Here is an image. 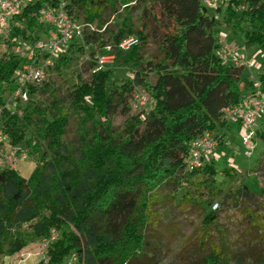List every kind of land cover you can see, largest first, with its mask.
<instances>
[{
  "label": "trees",
  "instance_id": "16d2710c",
  "mask_svg": "<svg viewBox=\"0 0 264 264\" xmlns=\"http://www.w3.org/2000/svg\"><path fill=\"white\" fill-rule=\"evenodd\" d=\"M128 1L24 0L15 15L20 25L0 32V134L12 147L24 143L37 156L28 177L0 166V253L14 254L28 240L54 229L58 236L48 248L47 264H60L71 252H77L83 264H151L145 231L159 201L158 190L184 183L182 198L204 209L219 195L213 161L187 168L190 143L204 131L227 127L223 110L241 102L255 87V79L221 59L216 28L223 26L264 51V0H221L223 6L216 8L202 0H134L143 6L144 22L137 28L130 17L136 6ZM61 2L70 17L93 29L86 26L82 36L58 55L44 54L50 60L46 68L68 67L76 53L88 50L94 57L107 43L115 45L131 34L144 43L150 21L162 34L157 54L144 60L140 44L125 52L116 50L113 64L132 74L121 82L113 64L93 72V60L89 79L70 91L69 106L55 97L46 105L34 103L39 84H30L27 102H19L12 94L25 61L23 52L52 29L39 12L58 8ZM119 5L125 16L116 32L105 38L107 17L116 14ZM256 81L264 87V72ZM137 86L149 92V108L129 114ZM68 107L77 116L76 142L70 146L63 141ZM117 113L127 116L119 132L112 126ZM222 173L234 177L236 172L224 168ZM204 188L211 196L207 200ZM188 192L195 194L193 198ZM215 220V211L208 210L202 223L209 226ZM24 224L29 234L19 231ZM197 261L264 264V254L244 261L211 249Z\"/></svg>",
  "mask_w": 264,
  "mask_h": 264
},
{
  "label": "rangeland",
  "instance_id": "374dc122",
  "mask_svg": "<svg viewBox=\"0 0 264 264\" xmlns=\"http://www.w3.org/2000/svg\"><path fill=\"white\" fill-rule=\"evenodd\" d=\"M128 2L136 6L131 10L130 17L135 28L140 27L144 22L143 6L134 0ZM118 7L116 14L107 17L109 21L105 38L116 32L125 16L123 6ZM145 32L150 36L144 43H141L136 34L131 35L138 37L144 60H150L157 54L162 34L152 21L148 22ZM216 33L217 38L234 39L243 56L253 61L252 65L243 69L242 76L258 80L260 73L264 72V51L257 44H246L240 36H233L223 26L217 27ZM41 36L44 37L43 34ZM93 59L88 50L84 54L76 53L68 67L59 70L53 66L46 68L45 79L37 86L32 101L46 105L55 97L69 106L70 91L80 82L89 79L88 68ZM112 67L120 82L124 78H132V74L126 69L116 64ZM148 77L151 81L155 79L153 73H149ZM148 108L149 104L142 109ZM136 112L138 111L130 109L129 114ZM68 113L69 122L63 141L70 146L76 142L77 116L71 107H68ZM126 118L120 113L112 116V126L116 132L122 130ZM229 123L227 130L219 127L212 131L217 145L204 156L207 162L213 161L216 167L215 188L220 191L217 197L209 200L207 209L202 208V204L191 203L190 199L182 198L187 190L184 183L179 187L174 184L165 185L158 190L159 201L151 209V218L145 231L150 243L151 264H197L199 257L211 249H220L231 258L244 261L251 260L258 252L264 254V123L260 124L248 145L242 141L246 129L240 121L234 118ZM1 146L2 164L15 168L22 176L28 177L37 164V156L31 155L30 148L24 143L12 147L5 141ZM14 147L19 149L15 150ZM247 150L251 151L250 156L245 155ZM21 156L24 158L21 159ZM224 168H233L236 172L234 177L225 176L222 173ZM243 186L247 192L243 190ZM188 194L192 198L195 195L191 192ZM202 194L206 200L211 197L206 188L202 190ZM208 210L215 211L216 220L211 225L204 226L202 218ZM19 231L24 235L29 234L30 229L23 226ZM33 247L32 241L28 240L23 249L31 251ZM32 262L33 259H27L21 264Z\"/></svg>",
  "mask_w": 264,
  "mask_h": 264
},
{
  "label": "built area",
  "instance_id": "2783aa9c",
  "mask_svg": "<svg viewBox=\"0 0 264 264\" xmlns=\"http://www.w3.org/2000/svg\"><path fill=\"white\" fill-rule=\"evenodd\" d=\"M208 8H216L221 0H202ZM65 2H61L58 8H43L39 14L46 24H50L46 37L38 39L34 44L28 46L23 52L25 61L18 70L16 76V88L12 96L19 102L24 103L28 100V86L30 84H40L46 76V66L50 63L49 58L44 59L43 55L56 56L63 51L68 43L73 39L82 36L84 28L87 26L93 29V26L87 25L78 19H73L64 9ZM24 6V0H0V32H6L12 25L19 26L20 22L15 19ZM220 47V57L223 61L231 62L235 66L243 69L252 65L250 58L243 56L240 46L233 40L223 37L217 38ZM139 44L137 36H127L121 39L117 44L107 43L102 51L94 55V65L92 71L104 69L114 63L115 51H128L133 46ZM4 48V44H2ZM252 77V76H251ZM253 78V77H252ZM149 100V94L141 87L135 88V94L131 102L132 110H139L146 106ZM223 116L227 120L238 119L246 132L242 136L244 144L248 145L256 135L257 120H264V87L255 80L253 90L246 93L241 102L233 106L226 107L223 110ZM5 141V136L0 134V143ZM217 145V140L209 131H204L201 135L194 138L189 147V156L187 168L192 170L200 167L205 161V154L210 152ZM2 147V146H1ZM0 147V166L2 164L3 150ZM15 150L19 149L14 147ZM251 151H245L246 156H250ZM24 156H21L23 159ZM217 206V204H215ZM26 226V224H24ZM58 232L51 230L48 235L42 236L32 241L33 250L25 251L23 248L14 254L0 253V264H21L27 259H33L32 264H47L49 261L48 248L57 238ZM5 257L8 259L5 260ZM9 259H11L9 261ZM60 264H83L77 252H71Z\"/></svg>",
  "mask_w": 264,
  "mask_h": 264
},
{
  "label": "crops",
  "instance_id": "0c3cea01",
  "mask_svg": "<svg viewBox=\"0 0 264 264\" xmlns=\"http://www.w3.org/2000/svg\"><path fill=\"white\" fill-rule=\"evenodd\" d=\"M261 123H264V120H262L261 118H259V119L257 120V125H256V127H257L256 129H257V130H258V128L260 127V124H261ZM229 124H230V123H229ZM229 124H228L227 127H225V130H227V129L229 128V126H230ZM226 128H227V129H226ZM225 130H224V132H225ZM23 177H24V176H23Z\"/></svg>",
  "mask_w": 264,
  "mask_h": 264
}]
</instances>
